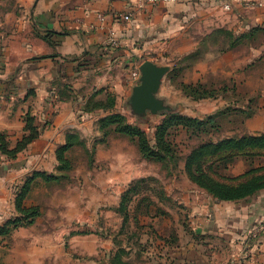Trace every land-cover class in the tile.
<instances>
[{
  "label": "rangeland",
  "instance_id": "374dc122",
  "mask_svg": "<svg viewBox=\"0 0 264 264\" xmlns=\"http://www.w3.org/2000/svg\"><path fill=\"white\" fill-rule=\"evenodd\" d=\"M244 7L253 20L199 36L196 51L163 76L153 106L89 95L84 113L104 114L92 133L66 131L54 163L13 183L0 205V264H180L173 257L181 235L194 239L186 204L208 194L192 177L196 164L233 161L223 175L264 180V0ZM199 81L215 96L195 99L182 86ZM124 125L140 130L158 155L146 158L138 136L114 131ZM6 145L18 143L11 148L6 135ZM235 164L239 176L230 171Z\"/></svg>",
  "mask_w": 264,
  "mask_h": 264
},
{
  "label": "crops",
  "instance_id": "0c3cea01",
  "mask_svg": "<svg viewBox=\"0 0 264 264\" xmlns=\"http://www.w3.org/2000/svg\"><path fill=\"white\" fill-rule=\"evenodd\" d=\"M248 1L0 0V134L14 148L25 135L28 114L40 132L13 161L0 148V205L7 204L13 183L54 163L53 151L65 142L66 131L92 133L90 124L104 114L84 113L89 95L104 91L116 94L118 102L133 101L145 63L169 71L172 64L180 66L198 48L199 36L215 34L227 21L253 20L244 7ZM227 3L233 14H226ZM127 13H133L132 22L117 18ZM185 68L202 70L203 65ZM68 93L74 97L67 101ZM238 166L230 169L234 176L242 174ZM205 195L204 203L196 198L193 204L189 196L194 239L181 235L180 253L173 259L264 264V191L238 202ZM243 249L249 253L243 255Z\"/></svg>",
  "mask_w": 264,
  "mask_h": 264
},
{
  "label": "trees",
  "instance_id": "16d2710c",
  "mask_svg": "<svg viewBox=\"0 0 264 264\" xmlns=\"http://www.w3.org/2000/svg\"><path fill=\"white\" fill-rule=\"evenodd\" d=\"M182 86L185 87L184 90L186 92L189 91L187 89H191V91L188 94L191 93L193 96H196L194 97L195 99H206L215 96L214 92L206 90L205 85L201 83L192 84V85L183 84ZM102 92L104 91H101L99 93ZM25 118L27 124L25 127V135L22 138V140L18 142L17 147L14 148L13 150L9 149L8 146L6 145V135L0 134L1 152L4 155H6L9 159L17 158L20 152L26 150L30 144H32L35 140H37L40 137L39 127L36 123L35 117L28 114ZM180 118L182 122L187 121L189 123L197 125L198 128L206 125L205 122L197 121L195 119H188L184 117H180ZM212 121L213 118H209L207 122L211 123ZM114 131L123 135L134 136V137L138 136L139 147L141 151L145 153L146 158L153 159L158 155L157 154L158 152H155L150 148L149 142H147V144L146 142H144L143 138L141 137L142 135L141 131L136 129L135 127L124 125L122 127L119 126ZM107 132L108 131H106V133ZM210 147L212 146L211 145L206 146L205 148L207 149ZM194 160L195 158L190 160L189 162L190 167H191V163ZM228 163L229 161H225V160L209 161V162L199 161L198 164H196V168H194L192 177L198 180V182L201 184V187H203V189H205L210 196H212L214 199H217L219 201H229V202L242 201L248 197L258 194L260 191L264 189L263 178L250 177L248 174H245L239 178H230L227 177L226 175H223V173L226 170H228V166H230L233 163V161H231L229 164ZM222 166L223 168H221ZM42 176L44 177V179H47V176L44 175ZM51 180H54V177H51Z\"/></svg>",
  "mask_w": 264,
  "mask_h": 264
},
{
  "label": "water",
  "instance_id": "95a60500",
  "mask_svg": "<svg viewBox=\"0 0 264 264\" xmlns=\"http://www.w3.org/2000/svg\"><path fill=\"white\" fill-rule=\"evenodd\" d=\"M141 70L143 83L135 92L133 101H137L139 105H152L155 101L154 94L159 90L161 80L168 70L158 69L151 62L145 63Z\"/></svg>",
  "mask_w": 264,
  "mask_h": 264
},
{
  "label": "built area",
  "instance_id": "2783aa9c",
  "mask_svg": "<svg viewBox=\"0 0 264 264\" xmlns=\"http://www.w3.org/2000/svg\"><path fill=\"white\" fill-rule=\"evenodd\" d=\"M140 2H144V3H148V4H159V3H179L181 2V0H139ZM225 8L226 9H231V5L230 3H227L225 5ZM118 19H121L125 22H132L133 19H134V15L133 13H127V14H120L117 16ZM99 19L101 22H104L105 21V15H100L99 16ZM111 41H112V44H116L117 45V41H116V38L113 36V34L111 35L110 37Z\"/></svg>",
  "mask_w": 264,
  "mask_h": 264
}]
</instances>
